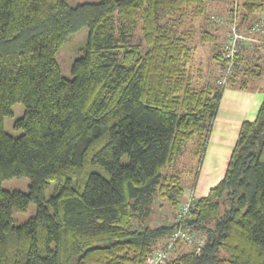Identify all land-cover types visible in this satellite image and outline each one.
Segmentation results:
<instances>
[{"label": "trees", "instance_id": "1", "mask_svg": "<svg viewBox=\"0 0 264 264\" xmlns=\"http://www.w3.org/2000/svg\"><path fill=\"white\" fill-rule=\"evenodd\" d=\"M208 1L0 0V264H147L179 226L202 239L200 251L191 244L160 264H264V97L190 218L131 226L156 195L179 210L185 187L164 169L193 138L199 164L223 89L245 88L249 71L262 75L261 64L249 70L246 47L225 56L227 34L213 56L220 74L193 86L191 45L178 26L188 8L202 14ZM240 2L238 26L264 16V0ZM139 24L145 49L133 40ZM82 27L88 38L67 79L55 55ZM16 102L24 113L13 137L4 118ZM14 176L29 179L27 192L2 188ZM30 202L34 216L13 225V210Z\"/></svg>", "mask_w": 264, "mask_h": 264}, {"label": "rangeland", "instance_id": "2", "mask_svg": "<svg viewBox=\"0 0 264 264\" xmlns=\"http://www.w3.org/2000/svg\"><path fill=\"white\" fill-rule=\"evenodd\" d=\"M67 3L71 6L92 2L96 3L99 0H66ZM234 1L240 2L241 0H210L206 3L204 11L202 14L196 15L191 12V9H187L183 14L181 23L179 24V32L184 33L185 37L188 40V43L191 45L192 57L187 66L189 79L194 87L198 88L205 81L215 80V77L220 74V66L213 59L214 54L217 51L221 52V46L224 43V39L227 36V30L232 29V26L229 25V14L231 5ZM218 20V22H216ZM163 22V21H162ZM206 34L209 39L202 40V35ZM251 36V35H250ZM259 38V34H257ZM88 38V29L82 27L77 32L71 34L67 41L59 48L58 52L55 55V60L59 66L60 73L67 79L73 77L72 74V65L76 58L81 56L80 47H82ZM135 43L141 44V48L145 49L146 46L142 41V32L140 30V24L136 27L134 32ZM242 47V46H241ZM245 52L242 53L243 57L247 56V61H249L251 69L254 63L261 64L264 66V48L256 49L255 52L253 48H250V45H246L244 49ZM252 56L259 57L258 61L250 60L249 57ZM245 60V59H244ZM262 75L264 76V68L262 69ZM246 78L248 83L254 84L260 82L257 77L251 75L250 71L246 73ZM238 75L235 82L239 83ZM259 76V77H260ZM243 79V78H242ZM253 79V80H252ZM233 86H240V84H234ZM11 115L4 118V129L7 133L13 137H17L22 133L21 129L14 128L15 120L21 117L24 113V105L20 102H16L11 107ZM196 146V139L193 138L185 144L182 149V152L177 156V158L168 165L164 172L167 174H178L181 179L182 185L185 187L183 194L181 196L182 201L187 203L189 200H194L196 196L191 194L193 188L192 183L194 184L196 170L198 168L197 158L194 156V150ZM127 157L124 156L121 158V163H126ZM3 189L6 190H19L22 192H27L29 187V179L26 176H14L9 179H5L1 184ZM53 192V183H50L45 189V197L48 198ZM178 211H173L167 202L159 197L155 196L154 201L151 206L150 214L144 219L137 218L133 219L131 226L134 229H138L141 226H158L161 224L169 223L176 220L178 217ZM36 212V204L30 202L26 210H13L12 219L13 225H20L30 217L34 216ZM176 216V217H175ZM191 244H185L180 242L176 249L171 254L169 253V258L180 254L184 251L191 250Z\"/></svg>", "mask_w": 264, "mask_h": 264}, {"label": "crops", "instance_id": "3", "mask_svg": "<svg viewBox=\"0 0 264 264\" xmlns=\"http://www.w3.org/2000/svg\"><path fill=\"white\" fill-rule=\"evenodd\" d=\"M257 79L258 85L247 82L245 88L229 85L223 89L197 176L191 184L193 196L207 195L221 180L242 123L255 120L264 97V76Z\"/></svg>", "mask_w": 264, "mask_h": 264}, {"label": "built area", "instance_id": "4", "mask_svg": "<svg viewBox=\"0 0 264 264\" xmlns=\"http://www.w3.org/2000/svg\"><path fill=\"white\" fill-rule=\"evenodd\" d=\"M231 13L229 14V25L232 26V29L229 30L227 42V51L224 52L226 57L233 58L235 51L237 50V44L246 47V45H250V48H254L258 44L264 45V16L260 15L259 18H256L254 24L249 27H240L238 26V16L241 7V2L234 1L231 5ZM218 22V20L216 21ZM259 34V38L257 36ZM251 35V36H250ZM264 47V46H263ZM232 66H228L226 70V74L231 73ZM193 201L189 200V202L185 203L181 201L178 211V219H182L184 217H191V205ZM187 242L188 244L195 245V252L199 253L200 248L202 246V239L195 238L191 233L187 230L183 229L181 226L170 236L168 240L164 243V247L157 250L155 255L148 259L147 264H160L164 263L165 259L169 257V253H171L174 248L173 244L175 240Z\"/></svg>", "mask_w": 264, "mask_h": 264}]
</instances>
